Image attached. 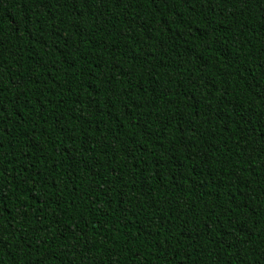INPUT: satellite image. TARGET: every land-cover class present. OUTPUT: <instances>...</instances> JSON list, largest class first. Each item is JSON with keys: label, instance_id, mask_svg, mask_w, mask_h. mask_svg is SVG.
Wrapping results in <instances>:
<instances>
[{"label": "trees", "instance_id": "trees-1", "mask_svg": "<svg viewBox=\"0 0 264 264\" xmlns=\"http://www.w3.org/2000/svg\"><path fill=\"white\" fill-rule=\"evenodd\" d=\"M0 264H264V0H0Z\"/></svg>", "mask_w": 264, "mask_h": 264}]
</instances>
